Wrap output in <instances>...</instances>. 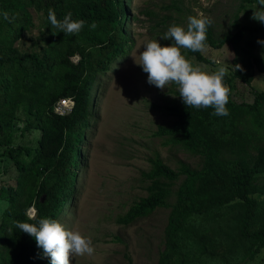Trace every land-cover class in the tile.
Instances as JSON below:
<instances>
[{"label":"trees","instance_id":"trees-1","mask_svg":"<svg viewBox=\"0 0 264 264\" xmlns=\"http://www.w3.org/2000/svg\"><path fill=\"white\" fill-rule=\"evenodd\" d=\"M183 1L162 5V14L145 10L149 34L161 46L173 43L162 36L187 14ZM257 2L240 0L232 25L247 4ZM129 6L130 0H0V11L14 16L12 22L0 16V171L14 169V177L0 180V264H50L35 238L14 222L58 220L73 203L91 119L98 115L95 81L135 43ZM49 8L58 20L70 11L85 27L66 35L50 24ZM247 32L254 37L246 39ZM206 35V46L234 51L223 81L230 90L229 115L188 108L171 83L173 98L159 107L171 120L154 134L198 156L200 164L179 160L173 167L155 151L141 171L146 194L117 222L131 225L169 209L157 264H264V89L253 86L257 71L264 76V56L254 52L264 40V23L223 34L211 23ZM181 52L193 65L212 63L203 52ZM236 64L245 71L235 72ZM235 80L253 87L252 102L234 100ZM62 99L71 100L67 113L56 111Z\"/></svg>","mask_w":264,"mask_h":264},{"label":"rangeland","instance_id":"rangeland-1","mask_svg":"<svg viewBox=\"0 0 264 264\" xmlns=\"http://www.w3.org/2000/svg\"><path fill=\"white\" fill-rule=\"evenodd\" d=\"M239 1L184 0L182 5L188 8H185L187 14L180 26L186 29V21L192 14L207 17L216 31L222 34L228 30L236 31L241 25L260 24L251 18L253 9L258 7L257 2L247 4L240 13L238 25H232ZM171 2L130 0L134 46L118 60L114 69L95 81L94 86H100L98 104L95 105L98 115L91 119V129L84 145L85 164L78 174L76 197L58 219L67 229L89 237L95 251L91 256H73L71 264H157L159 252L164 247L169 209L158 208L131 225L119 224L117 218L146 194L141 171L150 167L149 157L155 151H159L173 167L178 166L179 160L194 167L200 164L198 156L164 144V138L154 134L159 125L168 124L171 120L159 109L167 99L173 98L169 90L171 84L163 90L150 85L148 74L138 64L144 45L150 40L159 41L157 36L149 34L150 20L145 10L152 8L159 14L166 13L161 7ZM253 37L252 33H246V39ZM162 46L168 45L163 42ZM254 52L264 56V45L257 46ZM203 53L212 63L194 60V66H200L207 72H214L221 66L229 71L234 57L230 45L220 49L206 46ZM234 83V100L252 102L253 87L239 80ZM253 86L264 89L262 73L256 72ZM3 171H0V180L14 177L13 168Z\"/></svg>","mask_w":264,"mask_h":264},{"label":"clouds","instance_id":"clouds-1","mask_svg":"<svg viewBox=\"0 0 264 264\" xmlns=\"http://www.w3.org/2000/svg\"><path fill=\"white\" fill-rule=\"evenodd\" d=\"M0 16L9 22L14 20V16L7 10L0 11ZM251 18L264 23V0H258V7L253 9ZM48 19L52 26L61 29L66 35L79 34L86 24L83 19H73L70 11L62 20H58L52 8L48 10ZM210 25L211 20L202 14L190 16L186 29L173 24L162 36L165 40L173 41L171 46H161L157 40L148 41L140 53L138 64L148 74L150 85L163 90L166 85L175 83L179 97L188 108L211 107L214 109L212 115L228 116L226 105L229 102L230 90L223 82L228 69L221 66L214 72L204 71L200 66H194L181 52V49L203 52L206 48L207 28ZM89 27L94 30L97 24L93 22ZM257 43L264 45V40H258ZM233 70L245 71L240 64L233 65ZM27 215L30 219L34 218L31 209ZM14 223L20 232L35 238L37 247L43 250L42 258H50V264H71L73 256L94 254L95 248L89 237L79 231L67 229L58 220L41 218L38 223Z\"/></svg>","mask_w":264,"mask_h":264},{"label":"built area","instance_id":"built-area-1","mask_svg":"<svg viewBox=\"0 0 264 264\" xmlns=\"http://www.w3.org/2000/svg\"><path fill=\"white\" fill-rule=\"evenodd\" d=\"M68 101V103L70 105H68V103L66 104V102ZM66 104V105H64ZM71 100L70 99H62L59 104L56 106V111L59 113H67L71 110Z\"/></svg>","mask_w":264,"mask_h":264},{"label":"water","instance_id":"water-1","mask_svg":"<svg viewBox=\"0 0 264 264\" xmlns=\"http://www.w3.org/2000/svg\"><path fill=\"white\" fill-rule=\"evenodd\" d=\"M42 200H44V197H43V199Z\"/></svg>","mask_w":264,"mask_h":264}]
</instances>
